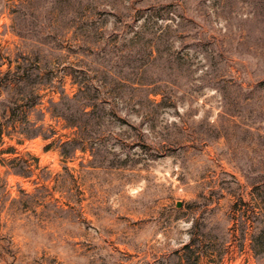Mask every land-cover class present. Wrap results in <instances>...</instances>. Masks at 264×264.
Segmentation results:
<instances>
[{"label": "rangeland", "instance_id": "1", "mask_svg": "<svg viewBox=\"0 0 264 264\" xmlns=\"http://www.w3.org/2000/svg\"><path fill=\"white\" fill-rule=\"evenodd\" d=\"M1 129L0 264H264V0H0Z\"/></svg>", "mask_w": 264, "mask_h": 264}, {"label": "trees", "instance_id": "2", "mask_svg": "<svg viewBox=\"0 0 264 264\" xmlns=\"http://www.w3.org/2000/svg\"><path fill=\"white\" fill-rule=\"evenodd\" d=\"M74 98H69V97H62L60 99V101L58 103H54L53 106L54 107H62L64 108V111H56V116L60 117L66 121L69 122V116L74 112L76 114H79L82 117H88L90 114V111H88V108L90 107V105L88 103H86V101H82L79 102L77 101L76 103H74L73 106V111L71 112L69 105L71 102H73ZM76 101V100H75ZM9 112L12 114L13 110L9 109ZM9 118V116H8ZM6 124L8 123V119H6ZM8 126V125H7ZM74 126V125H72ZM4 131V129H1L0 134H2V132ZM1 136V135H0ZM63 155V153H62Z\"/></svg>", "mask_w": 264, "mask_h": 264}]
</instances>
